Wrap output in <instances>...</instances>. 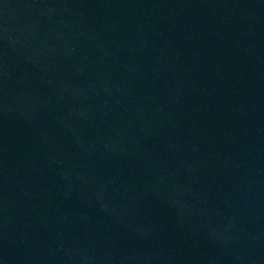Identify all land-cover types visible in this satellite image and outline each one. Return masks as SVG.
I'll use <instances>...</instances> for the list:
<instances>
[{
	"label": "water",
	"instance_id": "1",
	"mask_svg": "<svg viewBox=\"0 0 264 264\" xmlns=\"http://www.w3.org/2000/svg\"><path fill=\"white\" fill-rule=\"evenodd\" d=\"M0 264H264V0H0Z\"/></svg>",
	"mask_w": 264,
	"mask_h": 264
}]
</instances>
